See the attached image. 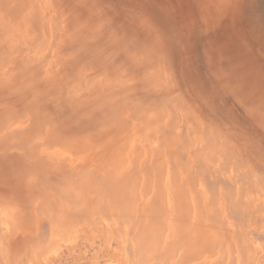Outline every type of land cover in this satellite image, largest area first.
Listing matches in <instances>:
<instances>
[{"label":"rangeland","instance_id":"374dc122","mask_svg":"<svg viewBox=\"0 0 264 264\" xmlns=\"http://www.w3.org/2000/svg\"><path fill=\"white\" fill-rule=\"evenodd\" d=\"M240 3L236 56L197 0H0V264H264V0Z\"/></svg>","mask_w":264,"mask_h":264},{"label":"bare ground","instance_id":"6f19581e","mask_svg":"<svg viewBox=\"0 0 264 264\" xmlns=\"http://www.w3.org/2000/svg\"><path fill=\"white\" fill-rule=\"evenodd\" d=\"M197 1L202 6L207 7L209 10L208 11L209 17L206 22V26L210 27V29L207 30L210 38L213 40H217L218 42H220V44L224 46L225 49L227 48V51H230L237 56V53L233 52L237 48L235 47L233 49V45L236 43L238 44L239 41V38H236V32H235L236 28H233L231 34H229V30H228L229 27L227 26V24L223 26V23H225L226 21L225 16L228 15V12H232L236 15L239 14V8L241 6L240 0H197ZM241 25L243 24L241 23ZM244 54H245L244 56H240V58L242 59L241 63L248 66L247 63L245 62L246 53L244 52ZM248 61L250 64H253L252 60L249 59ZM237 68L238 67L235 65H231L229 68L226 65L223 67L222 70H220V72H224L228 77H230L229 80L233 84L232 77L236 74L235 72Z\"/></svg>","mask_w":264,"mask_h":264}]
</instances>
